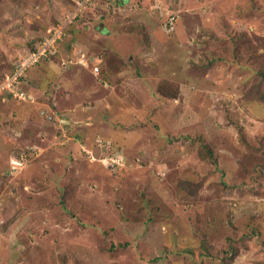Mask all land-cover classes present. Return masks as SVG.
Returning a JSON list of instances; mask_svg holds the SVG:
<instances>
[{
    "label": "rangeland",
    "instance_id": "obj_1",
    "mask_svg": "<svg viewBox=\"0 0 264 264\" xmlns=\"http://www.w3.org/2000/svg\"><path fill=\"white\" fill-rule=\"evenodd\" d=\"M72 6L0 0V77L66 32L34 103L0 101L5 263L220 264L201 230L264 264V0H94L66 27Z\"/></svg>",
    "mask_w": 264,
    "mask_h": 264
},
{
    "label": "built area",
    "instance_id": "obj_2",
    "mask_svg": "<svg viewBox=\"0 0 264 264\" xmlns=\"http://www.w3.org/2000/svg\"><path fill=\"white\" fill-rule=\"evenodd\" d=\"M92 0H87L84 2H78V13L85 7L87 2H91ZM78 14L73 15L68 21L76 18ZM65 37V31L63 28H54L51 31V34L48 38H45L40 44L37 45L35 50L29 51L30 53L27 57H22L21 60L16 64V69L13 73L5 74L3 78L0 79V100L6 102L10 99L17 101H26V102H34L33 95L31 96L29 93L25 92L21 88L22 81L21 79L25 77L27 71L34 65L41 63L42 61H50L52 60V56L59 55V45L58 42ZM57 57V56H56ZM62 61V60H61ZM68 61V60H67ZM64 64L69 63L70 65L77 64L79 60L69 59L66 61H62ZM81 63V62H80ZM84 66H90V62L87 61L82 62ZM99 67H94V72L98 74Z\"/></svg>",
    "mask_w": 264,
    "mask_h": 264
},
{
    "label": "trees",
    "instance_id": "obj_3",
    "mask_svg": "<svg viewBox=\"0 0 264 264\" xmlns=\"http://www.w3.org/2000/svg\"><path fill=\"white\" fill-rule=\"evenodd\" d=\"M53 29L54 28L49 29L48 31L51 33V31H53ZM43 38L41 39V41L38 42V44H40L45 39V38L44 39ZM62 40H64V39H62ZM62 40H60L58 42V45L61 43ZM36 47H37V45H36ZM36 47H34L32 50H35ZM32 50H30V51H32ZM56 56L55 57L52 56V57H54L56 59V58H58L60 56V54L59 55H56ZM19 58L21 59L22 57H19ZM51 61H53V58H52V60L46 61V62H51ZM92 65H94V67H96L95 64H92ZM256 73H258V80H259V82H261V85H259V87L262 86V85L264 87V70H262V69L257 70ZM3 77H4V75L1 76L0 79L3 78ZM21 81H22L21 88H23V86H24L23 85L24 84V77L21 79ZM259 97L262 98V101H264V92H261L260 95H259ZM10 100H12V99H10ZM209 153L211 154V158H212L213 157L212 153L210 151H209ZM180 186L182 187V189L186 190L189 195H191L193 197H195L198 194L199 189L201 187L200 184H197V183H194L193 181H188V180H181ZM191 186H194V187H191ZM249 230H250L251 233H249V234L248 233H244L242 235V239H245L246 240V239H250V238H256V236L258 237V236H261L262 235V232L261 231L259 232V230H257V229L249 228ZM198 233L202 237V247L204 248V251L205 250L207 251V253L201 254V257L202 258H207V259H210V260H215V261L219 262L220 264H229L230 262L231 263H234V261H236V259L238 258L237 256H239L238 255L239 252L236 250L235 247L230 246V249L229 250L223 252L224 256H222V257H216V256L214 257L210 252H208L207 236L204 235L201 230ZM228 240H229V242H232V239H228Z\"/></svg>",
    "mask_w": 264,
    "mask_h": 264
},
{
    "label": "crops",
    "instance_id": "obj_4",
    "mask_svg": "<svg viewBox=\"0 0 264 264\" xmlns=\"http://www.w3.org/2000/svg\"><path fill=\"white\" fill-rule=\"evenodd\" d=\"M74 1V5L75 6H72V7H74V9H75V11H76V9H78L77 7H78V2H80V1H82V0H73ZM94 1V0H93ZM93 1H91V2H93ZM97 0H95V2H96ZM123 0H121V2H122ZM124 1H127V0H124ZM88 5V4H87ZM70 12H72V10L70 11ZM81 12V11H80ZM79 12V13H80ZM78 13V16L76 17V18H74V19H72L70 22L67 20V21H65V22H69V23H66V27L67 26H69L70 25V23H72L73 22V20H77L78 18L80 19L81 17V15ZM74 14V13H73ZM73 14H72V16H73ZM71 17V16H70ZM65 37H66V32H65ZM64 37V38H65ZM63 38V39H64ZM62 42V41H61ZM73 46H75V44L73 45ZM62 47V46H61ZM74 48V47H73ZM59 49H60V47H59ZM72 50V49H71ZM74 50V49H73ZM72 50V51H73ZM61 51V50H60ZM70 54L72 53V52H70V50L68 51ZM76 55V54H75ZM72 57V56H71ZM70 59H75V60H79V62H87V61H89V62H91L90 61V57H85V59L84 60H81L80 59V57L79 58H77V55L75 56V57H72V58H70ZM15 61H13V63H12V67H11V70L8 72V73H6V74H9V73H12L14 70H15V68H16V64L20 61V58H18V59H14ZM26 102V101H25ZM26 103H29V102H26ZM31 103H34V102H31ZM54 107H56V105H53ZM50 112V111H49ZM48 113V112H47ZM74 113H76V112H74ZM43 114H46L45 112L43 113ZM75 115V114H74ZM5 239H4V237H2L1 236V234H0V264H6L7 262H8V258H10L9 256H7V260H6V263H5V261H4V257L6 256V255H4V252L6 253V251L4 250V245H5ZM3 250H4V252H3ZM247 253H249V251H242L241 252V255L237 258V261H238V263H244V264H248L249 262H251L249 259L247 260L246 258H248V255H247ZM239 259H241V260H239ZM243 259H245V260H243Z\"/></svg>",
    "mask_w": 264,
    "mask_h": 264
}]
</instances>
